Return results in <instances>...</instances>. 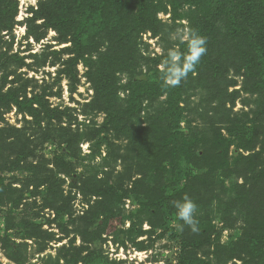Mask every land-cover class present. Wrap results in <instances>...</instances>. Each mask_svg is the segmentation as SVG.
I'll return each mask as SVG.
<instances>
[{
    "label": "rangeland",
    "instance_id": "1",
    "mask_svg": "<svg viewBox=\"0 0 264 264\" xmlns=\"http://www.w3.org/2000/svg\"><path fill=\"white\" fill-rule=\"evenodd\" d=\"M13 1L0 30V264H264V78L246 42L214 21L203 36L225 56L165 87L162 61L184 46L170 33L197 30L207 2L149 0L139 16L115 0L124 24L88 37L74 19L54 27L58 0ZM174 106L181 131L162 117ZM185 195L198 232L176 216Z\"/></svg>",
    "mask_w": 264,
    "mask_h": 264
},
{
    "label": "trees",
    "instance_id": "2",
    "mask_svg": "<svg viewBox=\"0 0 264 264\" xmlns=\"http://www.w3.org/2000/svg\"><path fill=\"white\" fill-rule=\"evenodd\" d=\"M134 1L139 4V16H144L151 10L149 0ZM192 1L208 3L207 12L196 23V31L208 36L211 33L210 31H215L214 26H212L214 21L224 22L225 31H223V34L231 41L239 42L243 40L246 42L247 54L245 56H254L261 67L260 75L264 78V0H248L247 2L244 0ZM56 6L53 16L54 27L61 31H63V27L70 23L71 19L85 23L82 35H86L87 32L88 37H91L96 27L117 31L125 22L121 12L117 10L118 5L115 0H58ZM17 9V2L0 0V30L12 28ZM214 36L215 40L207 45L206 54L208 56H225L224 52H227V49L223 47L224 45H221L222 42L218 40L219 36L217 34H214ZM85 39L87 40V38ZM184 48L185 46L182 49L184 50ZM217 51H219V54L215 55L214 53ZM99 78H102V75ZM261 83L264 85V80ZM15 92H17V89L10 90L11 94ZM11 99L20 111H25L27 105H25L24 100H20V96H12ZM33 104V102H29L32 108H34ZM177 109H180V107L174 106L171 111L169 109L162 115L163 119L171 122L169 124L174 130H180L179 123L182 119L181 113H178ZM39 115L35 113L33 117L38 120ZM46 136L45 139H48Z\"/></svg>",
    "mask_w": 264,
    "mask_h": 264
},
{
    "label": "clouds",
    "instance_id": "3",
    "mask_svg": "<svg viewBox=\"0 0 264 264\" xmlns=\"http://www.w3.org/2000/svg\"><path fill=\"white\" fill-rule=\"evenodd\" d=\"M170 39L178 41L185 48L181 51L178 47L171 48L167 52L166 59L162 61L160 68L161 79L165 87H176L189 73L195 71L201 58L207 52V38L192 29H176L170 33ZM176 216L183 226H188L193 232H198V220L196 218L197 204L188 195L174 202Z\"/></svg>",
    "mask_w": 264,
    "mask_h": 264
}]
</instances>
